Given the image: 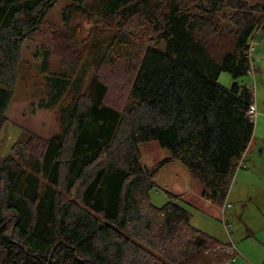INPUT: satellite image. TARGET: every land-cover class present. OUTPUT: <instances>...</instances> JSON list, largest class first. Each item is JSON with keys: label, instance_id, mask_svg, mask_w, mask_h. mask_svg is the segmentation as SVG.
Listing matches in <instances>:
<instances>
[{"label": "trees", "instance_id": "obj_1", "mask_svg": "<svg viewBox=\"0 0 264 264\" xmlns=\"http://www.w3.org/2000/svg\"><path fill=\"white\" fill-rule=\"evenodd\" d=\"M60 1L0 0V133L22 45ZM64 1L65 29L36 55L38 107L56 109L60 133L0 154V264H234L178 197L156 208L149 191L177 161L222 209L252 141L254 94L236 81L253 71L264 0ZM148 142L169 157L142 167Z\"/></svg>", "mask_w": 264, "mask_h": 264}, {"label": "rangeland", "instance_id": "obj_2", "mask_svg": "<svg viewBox=\"0 0 264 264\" xmlns=\"http://www.w3.org/2000/svg\"><path fill=\"white\" fill-rule=\"evenodd\" d=\"M66 5V1H60L49 12L39 33L22 45L14 97L5 112L6 122L0 133L2 157L8 156L12 145L26 135L49 139L60 133L56 109L38 107L42 99L38 67L41 53L53 47L52 33L65 29L61 15ZM76 26L82 28L78 40L83 41L92 26L82 16L71 22V27ZM250 44L253 71L236 82H245L254 94L256 112L252 120V146L245 154L229 189L226 200L229 207L218 209L205 204L198 196L201 194V184L192 180L187 170L177 161L160 168L154 181L155 186L149 191V200L156 208L166 205L171 196L178 197L175 202L190 211L191 224L196 229L202 231L199 228L205 224L213 228L215 237L209 236L220 242L226 241L234 247V264H262L264 260V38L258 33ZM233 82L230 73L219 74L217 83L223 88L229 89ZM139 149L142 167L157 165L169 157V153L161 149L157 142L141 144Z\"/></svg>", "mask_w": 264, "mask_h": 264}, {"label": "built area", "instance_id": "obj_3", "mask_svg": "<svg viewBox=\"0 0 264 264\" xmlns=\"http://www.w3.org/2000/svg\"><path fill=\"white\" fill-rule=\"evenodd\" d=\"M252 51V49H251ZM255 107L253 106V108L251 109V111L249 112V118L250 120H253V117L255 115ZM229 205L225 202L224 205L222 206V209L228 208ZM219 249V247L217 248ZM224 250L226 253H228L230 256H233L235 258L236 252L234 250V247L231 244H226V246H224Z\"/></svg>", "mask_w": 264, "mask_h": 264}, {"label": "crops", "instance_id": "obj_4", "mask_svg": "<svg viewBox=\"0 0 264 264\" xmlns=\"http://www.w3.org/2000/svg\"><path fill=\"white\" fill-rule=\"evenodd\" d=\"M254 142H256V141H254ZM252 144V141H251V143L249 144V146H248V149H247V151L248 150H250V148H251V145ZM247 151H246V153H247ZM251 151H252V149H251ZM245 153V154H246ZM246 157V156H245ZM200 193H201V191H200ZM198 196H200V198H201V194L200 195H198ZM203 200V199H202ZM204 202H206L205 204H207L208 206H211L212 204H210L209 202H207V201H205L204 200ZM213 206V205H212ZM209 208H211V207H209ZM217 208V207H216ZM218 209H220V208H218ZM199 229H201L202 231H204L205 232V234H208V235H211V236H214L215 234L212 232V230H213V228H210V227H208L207 225H205V224H203L202 225V227L201 228H199ZM201 231V232H202ZM225 231L227 232V230L225 229ZM203 232V233H204ZM227 235H229V234H227ZM215 237V236H214ZM215 239V238H214ZM217 240V239H216ZM219 241V240H218ZM220 242V241H219ZM221 244H228L226 241H224V242H220Z\"/></svg>", "mask_w": 264, "mask_h": 264}]
</instances>
